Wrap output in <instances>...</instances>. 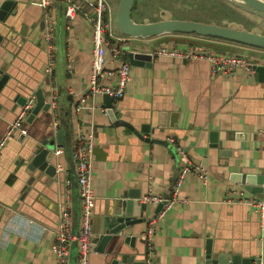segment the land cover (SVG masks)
<instances>
[{"label": "crops", "instance_id": "0c3cea01", "mask_svg": "<svg viewBox=\"0 0 264 264\" xmlns=\"http://www.w3.org/2000/svg\"><path fill=\"white\" fill-rule=\"evenodd\" d=\"M6 1L13 5L6 21L0 20V32L6 38L5 45L0 44V78L7 73L10 79L0 91V139L16 118L20 108L18 95L36 96L41 88L48 102L50 89L54 87L59 103V129L64 128L66 134L64 143L55 141L52 158L56 165L63 166L58 173L66 178L63 198L72 203L74 228L79 226L81 201L71 152L79 128L93 132L95 137L92 176L97 202L93 227L97 231L108 202L126 192H138L141 201L149 191L170 195L183 159L170 143L173 138L205 172L207 183L198 171L189 172L178 192L180 202L154 224L151 254L143 236L150 218L119 233L117 239L124 251L138 252L135 260H144L146 264H202L207 240L213 238L215 251L258 256L264 243L259 214L253 205L237 200L241 193L247 197L264 196V191L247 190L231 174L238 164L241 171L264 174V81L253 68H236L231 74L213 73L206 57L174 56L160 51L167 48L182 53L234 54L264 64V49L184 33L127 36L125 43L113 39L122 49L130 46L132 50L153 55L151 66L131 65V80L115 107L118 118L139 131L148 124L150 137L162 142L146 140L129 126L110 121L103 110L102 94L87 96L94 48L93 25L89 20L80 13L69 19L65 15L66 2L55 3L52 11L56 18L53 40L56 66L52 82L47 84L43 9L34 3L36 0H0V8ZM209 1L230 5L225 0ZM108 2L112 30L121 36L115 25L120 0ZM143 5L144 0L135 1L132 15L136 21L163 18L156 13L159 7L154 0H149L147 7ZM149 7L155 9L145 15ZM234 7L240 19L229 23L241 22L246 29L264 33V18ZM135 12L140 16L136 17ZM182 19L203 21L202 16L194 13ZM106 57V68H116L109 47ZM101 83L116 86L117 81L105 76ZM76 102L78 108L74 107ZM49 115L50 119L41 110L32 123L25 122L26 140L23 142L16 130L0 152V264H55L51 245L63 202L60 184L57 179L43 175L26 189L32 177L28 163L33 148L54 130L52 113ZM213 133L223 142L222 147L213 145ZM156 205L149 203L148 216L154 215ZM127 233L140 236L134 248L123 243ZM98 236L94 232V238ZM96 246L91 250L90 264H109L114 242H109L105 252L98 251Z\"/></svg>", "mask_w": 264, "mask_h": 264}, {"label": "built area", "instance_id": "2783aa9c", "mask_svg": "<svg viewBox=\"0 0 264 264\" xmlns=\"http://www.w3.org/2000/svg\"><path fill=\"white\" fill-rule=\"evenodd\" d=\"M59 0H36L35 4L43 9L44 29L42 37L48 55V61L44 67V76L49 79V84L52 82V76L55 71V48L53 46L54 34L56 29V18L53 14V7ZM66 2L65 15L69 19H73L77 13H80L93 25V59L91 64V87L87 94L89 97H95L97 94L108 93L113 97V107L115 109L118 100L125 94L126 87L131 80V64L125 57L126 52L120 45L113 42L116 39L119 42L125 43L124 36H117L112 30V19L110 15V4L108 0H63ZM111 50V60L116 62V68H106V54L107 48ZM163 54H170L174 56L185 55L187 57H206L212 64L213 73H227L231 74L236 68L250 69L255 63L248 57L241 55H218L215 53L205 54L202 51L193 53H182L179 50L163 48ZM115 77L116 86H110L101 83L104 77ZM48 102L53 116V129L57 131L61 125L59 118V103L54 87L50 89ZM35 96L33 95L29 102L25 105L21 113L11 123L6 134L0 139V152L6 145L9 138L16 130L21 134H27V130L23 127V118L26 110L33 105ZM82 101L84 98L81 99ZM78 108V102L74 104ZM107 113V108H103ZM76 134V142L72 150V159L76 165L77 182L79 187V196L81 201V211L79 216V226L75 232L74 217L72 212V203L70 200H65L62 203V208L59 214V221L54 231L55 239L51 245V250L55 258V264H71V256L74 243H77L76 263L75 264H90L89 258L92 250V243L94 239L93 219L95 215V207L97 202V195L95 193L93 176H92V160L95 148V137L93 132L82 131ZM264 136V129H263ZM170 143L175 146L176 152L182 155V160L179 163V168L175 175V181L171 188L169 196L153 193L149 191L142 198L143 202L153 204L163 203L161 210L152 218L149 219V224L143 236L147 242L149 254L152 251V236L154 234V224L163 217L167 212L178 202V192L184 182L185 176L191 171H198V174L207 183V176L205 172L195 164L188 156H186L185 149L179 145L173 138ZM59 149L56 153H59ZM59 170H63L61 164L56 165ZM70 190H68V194ZM237 201L245 202L253 205L260 217V226L262 235L264 236V196L254 194L250 197L244 196L241 193L240 199Z\"/></svg>", "mask_w": 264, "mask_h": 264}, {"label": "water", "instance_id": "95a60500", "mask_svg": "<svg viewBox=\"0 0 264 264\" xmlns=\"http://www.w3.org/2000/svg\"><path fill=\"white\" fill-rule=\"evenodd\" d=\"M136 0H120L115 25L121 36L124 37H154L166 33H184L196 34L202 37L218 38L230 42H235L245 46H250L258 49H264V33L258 29H246L241 24L228 23L220 24L215 22H207L194 19H182L174 17H165L156 21L139 22L133 18V9ZM226 2L247 10L259 17L264 18V0H225ZM13 3L6 1L0 8V20L6 21L7 12L11 9ZM14 12V11H13ZM22 34L25 32L22 31ZM6 40L5 35L0 32V44L4 46ZM126 55L131 65H147L151 66L153 55L150 52H142L132 50L130 46H124ZM253 69L260 75V80L264 81V64L259 61H254ZM10 79L9 74H3L0 78V91L8 83ZM46 83L49 84V79L46 78ZM33 95H18L16 97L17 103L20 108L16 117L21 113L25 105L29 102ZM103 96V107L107 108L109 119L115 125H126L132 128L135 133L141 138L146 140H153L162 142L157 138H151L149 134V126L145 124L141 131L137 130L128 121L117 117L116 111L113 107V97L105 93ZM71 97V96H69ZM46 113V117L50 119V103L46 102L43 89L39 88L36 91V96L33 105L26 110L23 118L24 123H32L40 111ZM16 119V118H15ZM48 119V121H49ZM65 129L60 128L57 131L51 130L34 148L28 163V173L32 176L26 186V189L36 184L41 176H49L57 179L60 184V193L62 194L61 200L64 202L66 178L64 174H59L56 164L53 162L52 153L55 148V141L64 143ZM27 134H21V139L24 142ZM212 141L214 146H223V142L218 140L217 133H213ZM229 156L233 155L230 150H224ZM237 163V162H236ZM36 173V175H34ZM232 178L235 181L244 184L245 188L253 193L264 191V174L249 173L240 170V165L232 168ZM25 190V188H24ZM141 194L138 192L125 193L120 198L112 199L108 202L105 216L101 219L99 230H94L95 234L99 236L93 239L92 248L97 247L100 252H105L109 242H114L112 255L109 256V264H146L144 260L136 261L138 252L128 253L123 249V244L117 239L119 233L126 231L134 224L142 221H147L149 218L157 214L163 203L156 205L153 216H148L149 202L140 200ZM59 201V198H58ZM61 201V202H62ZM62 202V203H63ZM77 228L75 229V232ZM140 236L136 234L127 233L124 235L123 243L134 248ZM77 243H74L71 264L76 263ZM140 254V253H139ZM145 254V252H144ZM202 264H264V243L261 253L256 257H243L240 254H232L230 252L215 251L213 247V238L207 240V250L205 259Z\"/></svg>", "mask_w": 264, "mask_h": 264}, {"label": "rangeland", "instance_id": "374dc122", "mask_svg": "<svg viewBox=\"0 0 264 264\" xmlns=\"http://www.w3.org/2000/svg\"><path fill=\"white\" fill-rule=\"evenodd\" d=\"M144 1L146 5H143V7H147L149 0ZM154 2L159 7L157 8L156 13L160 16L165 17L183 18L190 13H194L197 16H202L203 21L215 20L217 23H220L221 21L229 23L230 21L240 19L239 17H237L238 13L233 11V8H235L233 5L224 3V6H222V3H220V1L218 2V4L209 0H154ZM152 9L155 8L149 7L148 10L145 11V15L150 14L151 12L149 10ZM134 15L136 17L140 16L136 12L134 13ZM156 20L157 19H153L151 21Z\"/></svg>", "mask_w": 264, "mask_h": 264}]
</instances>
